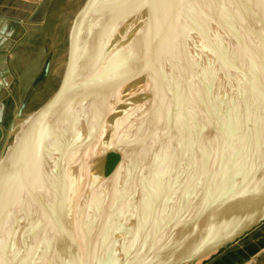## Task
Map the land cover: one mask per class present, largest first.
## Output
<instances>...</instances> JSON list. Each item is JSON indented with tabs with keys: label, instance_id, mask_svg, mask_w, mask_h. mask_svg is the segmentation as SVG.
I'll list each match as a JSON object with an SVG mask.
<instances>
[{
	"label": "water",
	"instance_id": "water-1",
	"mask_svg": "<svg viewBox=\"0 0 264 264\" xmlns=\"http://www.w3.org/2000/svg\"><path fill=\"white\" fill-rule=\"evenodd\" d=\"M154 3L155 0H81L62 43L64 58L55 86L44 100L24 117L22 114L29 98L19 108L16 116L20 121L11 126V140L0 154V233L6 226L13 228L14 231H10V234L17 239L19 255L28 259H19V264H191L206 259L223 247L240 240L264 222V80L257 72L260 68L256 66L255 44L248 42L245 34L240 40L242 44L249 46L250 43L252 46L249 56L254 66L248 65L244 74L249 84L248 92L256 100L261 132L257 144L252 145L250 151L253 161L249 172L235 190L215 196L203 194L175 219L169 220L166 219L162 204L165 195H155L151 201L157 210L156 215L149 217V220L148 217L143 219L146 221L138 229V237L134 241L118 237L117 249L113 247L112 241L121 231L122 223H119L118 218L127 214L122 213V210L118 213L121 215L117 217L111 213L112 208H109L103 221H97L93 213L86 221L82 220L78 224L80 217L70 220L58 215L54 219L55 222H52L53 229L49 237L44 234L46 229L40 228L42 226L38 227L37 223L32 226V219H28L27 228L24 219H21L24 223L20 221L21 215L24 216L20 202L25 182L37 187L35 177L33 178L34 166H42L45 152L51 155L54 150L58 157L54 147H47V141L52 140L54 145L59 143L61 147L59 137L68 134V130L62 132L60 129L61 115L68 117L69 112L82 100L109 83L105 80L109 74L111 76L114 73L112 80L117 70H121V63L129 57L125 58V53L118 59L108 57L112 47L117 49V45L122 44L126 48L133 43L131 55L135 50L139 51L142 44L147 43L153 36L145 34L143 39L134 43L133 36L125 38L122 35V38H125L122 39L121 33L125 30L127 34L132 30L143 10H150ZM128 23L129 26H126ZM110 40L111 50L106 54V49L102 47L109 44ZM126 49L129 51V48ZM261 58L264 59V56L261 55ZM50 70L49 60L40 76L42 82L48 77ZM44 83L38 84L36 90H40ZM109 153L119 156L117 165L108 176L111 177L116 173L118 166L123 165L124 160L120 150L111 145L103 151L101 158H105ZM62 154H66L65 150ZM58 159L51 162L55 169L58 168ZM207 185L206 177L204 188H207ZM62 186L61 179V182L58 181V189L61 190ZM56 196H59L58 193ZM59 201L67 202L66 199L55 197L53 205L59 204ZM122 203L125 202L122 200ZM12 206L14 211L9 221ZM220 212L223 215L220 216ZM207 214H211L212 219L208 220L210 215ZM21 228H26L28 232L20 234ZM38 229L39 235L36 234ZM27 233L31 246L24 242L23 235Z\"/></svg>",
	"mask_w": 264,
	"mask_h": 264
},
{
	"label": "rangeland",
	"instance_id": "rangeland-1",
	"mask_svg": "<svg viewBox=\"0 0 264 264\" xmlns=\"http://www.w3.org/2000/svg\"><path fill=\"white\" fill-rule=\"evenodd\" d=\"M183 1L184 2L181 3L180 0H155V10L154 7H150L148 11L147 8H145L142 15L139 16V19L135 21V25H133L132 30H130L131 32L129 31L126 34L124 30L121 33L125 38L127 36H133L135 38L137 34V38L139 35H142L141 39H143L145 34L153 35L148 39L147 43L144 42L141 47L139 46L141 48L139 51L135 50L131 55L130 53L132 50L126 52L125 54H127V56L125 58H129L126 59L123 64L136 68L140 66L139 69H144L145 66L149 67V72L151 74L155 73L159 84L165 81L164 77L166 74L174 75L172 77V82H169V80L165 82L167 87H165L166 92L163 90L158 94V107L160 108V112H157L155 117L156 124L154 134L157 137H163L165 142H170V131L177 130V127H179L178 129H185L182 150L187 152V149H189L193 152V156L184 155V158L182 156L183 161L182 159L178 161L177 156L179 153H174L173 155L176 157L172 162V169L168 171V175H164L160 180L161 189H159V193L156 194L163 195L167 193L165 194L166 202L171 201V205L169 203L167 207L168 211L165 208L167 220L175 219L188 205H190V203L200 199L203 194L205 196L227 194L241 185L252 165L253 157L250 158L252 145L257 144L259 132H261L259 115L256 110V100L253 96L251 97L248 92L249 84L246 78L247 76L245 77L244 74L249 64L246 66L245 63H239L238 55L240 54L238 48L237 50L234 49V54L226 37L220 32V26L229 28L230 25L225 22L221 11L218 10L216 16H218L219 19H214L212 16L214 21H211V23L214 22V32H210L206 35L204 33L205 28L200 26L195 20H192L193 16L186 10L187 7L192 6L188 4L190 0ZM200 1L201 0H195L194 2L197 8H199L195 17H199V19L202 20L204 15L208 13V8L212 5V0H205V2L207 1V8L203 9L199 6ZM238 1L243 4L248 3V0ZM80 2L81 0H52L53 5H55L54 8L49 11L50 14L47 15L42 26L38 24V29L40 31L37 35L39 39L35 43L43 46V40H46L48 47L45 61L50 60L51 68L48 77H45L43 82L40 80V76L44 69L45 61H43L42 56L37 57L32 55L37 48L30 49L29 53H25V57L20 58V60H24V63L19 66V71L15 74L14 101L16 103L11 105L12 112L10 111L8 113L6 126L0 128V154L11 140V126L20 121V118H17L16 115L22 103L27 102L29 98L26 110H24L22 114V117H24L35 108L38 103L44 100L46 95L49 94L55 86L64 58V45L63 47L61 46L62 48L60 51L58 48H55L53 46L55 44L57 45L55 38L59 36L61 38L60 42L63 43L68 25ZM207 15L210 17L209 13ZM189 16H191L192 21L189 20ZM229 18L230 20H234L233 17ZM60 20H64L65 22H62L61 26H58ZM144 21H148L145 25L150 23V29H148L149 26L145 27L147 29L143 27ZM156 21L158 27H154ZM236 26L237 25L231 26L230 28L234 33L236 31L238 34L240 29ZM54 28L60 30L52 32ZM19 29L22 31V28ZM53 33H55V35L48 41L49 35ZM182 34L194 38L195 44H193V42L187 44L188 41L185 40L183 42H177L179 39H183L184 36ZM239 34L241 35L240 32ZM31 37L33 38V36ZM171 45H174V48H170ZM197 45L201 47V51H203V55H205V62H203L201 67L199 66V73L194 68L197 61L196 55H198L197 52H194ZM248 47L253 49L252 46ZM262 49L264 50V47ZM114 55L112 57H114ZM122 55H124V53H121V56ZM169 55L171 59H167L166 62L165 57ZM192 59L194 60V64ZM251 59L252 58H250V64L254 66ZM157 62H159L160 67ZM191 68H193L194 71H192ZM165 71L168 72L165 73ZM262 71L264 70L261 68L257 71L260 77L262 76L261 79L264 78V73ZM159 74L161 77L162 75L164 77H158ZM209 75H211L210 79L208 77ZM257 78L259 79V77ZM41 83H44V85L42 84V86H40L38 92L36 87ZM112 83L113 81H111V86ZM130 89L132 90L127 91L123 89L121 90L122 93L120 91L119 94L115 96V99L111 101L112 104L111 107H109L108 115H111V111L113 115L121 102L123 107L119 109V115L117 117L121 119V112H123L125 116H132V114L136 113L138 108L132 105L133 112H130V106L128 104L132 102L133 98L135 101L138 94L133 90H137L138 88L132 87ZM189 110L191 113H189ZM130 129L131 127L126 128V131H123L122 134L115 137L112 136L109 141H116L119 136L122 137L128 132L130 133ZM89 135H85L86 141L92 143L94 140ZM156 140L159 143V139ZM145 147L146 146L143 147L144 150L146 149ZM140 157L141 155L137 156L136 160L140 159ZM118 160L119 156L117 154L109 153L102 161H99L97 166L91 171V174L97 179L108 178L117 165ZM129 160L130 158L119 175L114 176V178L106 182L105 189L108 195L113 192L115 184L127 168ZM148 177H146V175L144 176L145 180L142 184L144 183V187L149 184L151 187L148 189H154L155 185L153 182L151 183L150 178V181H148ZM206 177L208 179V185L207 188H204V180ZM144 178H142V180ZM144 187L141 186V191L144 190ZM148 189H146L147 192L145 190L140 194L141 198L144 200V204L141 206H146L145 210H142L140 207V201H138L141 199L140 197L137 199L133 198L132 200V196L135 195L136 189L130 193L132 196L126 204L127 214L125 215V220H123L125 223L119 232L121 237L134 241L138 237V229H140L146 221L143 219L148 217L147 220H149V217L151 218L156 215L157 210L155 205L151 203V199L147 197L149 194ZM227 214L229 213H225V215ZM219 215L221 216L223 213L220 212ZM207 216H209L208 220L212 217L211 214H207ZM131 245H133V243H131ZM118 252L120 253V249H118ZM0 264H2V262Z\"/></svg>",
	"mask_w": 264,
	"mask_h": 264
},
{
	"label": "bare ground",
	"instance_id": "bare-ground-1",
	"mask_svg": "<svg viewBox=\"0 0 264 264\" xmlns=\"http://www.w3.org/2000/svg\"><path fill=\"white\" fill-rule=\"evenodd\" d=\"M180 2L183 3L184 1L180 0ZM194 2L195 0H190V3L188 2V4L189 6L192 5L191 6L192 8L187 7L186 10L191 16H193L192 20H195L197 23H199L200 26L205 28L204 33L206 35H208V33L210 32L211 33L214 32L213 31L214 22L211 23V21H214L212 16L214 17V19L216 18L219 19L218 16H216V13L218 12V10H220L222 16L225 19V22L228 23L230 27L237 25L236 27L240 29L239 32L241 33V35L239 34V32L238 35L237 32L235 31L234 33V31L230 27L229 29L220 26L221 28L220 32H222L223 36L226 37V40L229 42L231 49H233L234 54H235L234 49L237 50L238 48V52L240 54L238 55L239 63L240 64L245 63L246 66L248 64L250 65L251 56H248V54L250 55L252 49L242 44L240 40L245 34V37L247 38L248 42L252 41V43L255 44L254 45L255 53L254 52L253 53L255 54L256 66H259V68L264 70V59L261 58V55L262 57L264 56V50L262 49L264 47V0H248V3L246 4L240 3L238 0H212V5L210 8H208V13L210 17L207 15L208 13H206L202 20H200L199 17L198 18L195 17L196 12L199 10V8H197ZM206 2L205 0H201L199 2V6L201 9L207 8ZM152 7H154L155 10V6ZM228 15L229 17H233L234 20H230ZM191 16H189L190 21H192ZM147 22L144 21L143 27L145 28L149 26L148 29H150L151 28L150 23L145 25ZM157 24L158 23L156 21L154 23V27H158ZM126 26H129V23ZM182 35L184 36L183 39H179L177 42H183L185 40L188 41L187 44L189 42H193V44H195L194 38H191V36L188 35H184V34ZM137 36L138 35L136 34L134 38L135 43L141 39L142 35H139L138 38ZM121 38H122V34H121ZM109 42H110L109 44H106L105 46L102 47V49L103 48L106 49V54L107 53L109 54V51L111 50L110 45H112V42L111 40ZM198 45L196 46V49L194 51L198 53V55H196L197 61L194 68L199 73L200 72L199 66L201 67L203 65V62H205L204 61L205 55H203L204 52L201 51V47ZM122 46H123L122 44L121 46L117 45L116 47L117 49L112 47V50L108 55V57L111 56L112 58V56L115 54L113 58L118 59L119 56H121V53H126V51L128 50L126 48H129V51H131L132 48L134 47L133 43L131 45L129 44L126 48ZM249 46H251L250 43ZM170 48H174V45H171ZM96 56L98 58V55ZM169 57L170 55L168 57H165L166 62L167 59L168 60L171 59ZM157 63L159 64V62ZM193 64H194V60H193ZM125 65L126 64L121 63L120 66L121 70L119 71L117 70L113 79L111 80V77L114 75V73H112L111 76L109 74L105 79L108 80L109 83L104 88L99 87L100 92L99 90L95 91V93L92 96L82 100L78 106H76L75 108H73L71 112H69V114L67 115L68 117H65V114L64 116L63 114L61 115V119L59 122L61 127L60 129L62 130V132L63 130L65 131L68 130L67 132L68 134L65 133L63 137L58 136L59 137L58 141L62 144V146L60 147L59 143L54 145V143L51 142L52 140L47 141V147L48 146L54 147L58 152V157L56 156L54 150L51 151L52 156L45 152L44 157H42V163H43L42 166L40 167L39 165H36L34 166V170H33V178L35 177L34 181L37 184V187H35L34 185L31 186L28 185L29 182L27 183V181L25 182L24 185V191H23L24 194L22 195L20 202L21 204L20 207L23 208L24 210L23 212L24 216L21 215L20 221L23 222V220L21 219H24V222L26 223L25 226L26 228L28 227V222L31 221L32 219L31 222L32 226L33 224L36 223L38 227L42 226L40 228H45L46 230L44 234H46V237H49L51 236V232L53 229L52 222L53 223L55 222L54 219L58 215L61 218H66V219L68 218L70 220H75L76 218L80 217L79 218L80 220L77 221L78 224L82 220L86 221L87 217H89L93 213L97 217L96 219L97 221L98 220L103 221L104 218L107 216V212L109 208H112L111 213L113 215L119 217L121 214L118 213L121 212V208L123 205L125 206L122 208V213L126 214L127 213L126 204L132 196L130 195V193L136 189L135 190L136 193L134 196H132V200L133 198L135 199H137L138 197L141 198L140 194L149 187H151V185L149 184L146 185L145 187H144V183L142 184V182L145 180L144 178L145 175L146 177L149 176L148 181H150L151 179V183L153 182V184L155 185L154 189L152 188L148 189L149 194L147 195V197L148 199L152 200L155 197V195H157L156 193H159V189H161V183H160L161 178L164 175H168V171L172 169V162L176 157L173 154L179 153L177 156L178 161H181L182 156L184 158V155L193 156V152L191 150L187 149V152H184L182 150L183 148L182 145L184 143L183 141L184 135H182V133H184L185 129H178L179 127H177V130L170 131L169 137L171 138L170 141L171 143L168 141L165 142L163 137L162 138L157 137L154 134L155 133L154 128L156 124L155 117L157 112H160L159 111L160 108L158 107L159 106L158 94H160L161 91L163 90L166 92L165 89L167 87L165 85V82L168 80L169 82H172L173 81L172 77L174 75L172 76L166 74L165 77L163 75L161 77V75L159 74L158 77L159 76L161 78L164 77L165 79V81L162 82V84L161 83L159 84L158 79H156L155 73L151 74L149 72L148 70L149 67L145 66L144 69H139L140 66H137L136 68V67H131L129 65L126 66ZM191 69L192 71H194L193 68ZM166 72L168 71H165V73ZM262 72L264 73V71ZM208 77L210 79L211 75H209ZM111 81H113L112 86H111ZM132 87L138 88L137 90H133L136 91V94H138V96L135 98V101L133 100L134 99L133 98L132 102H130V104L128 105L130 106V112H133L132 105L133 106L135 105L136 108H138L136 113L132 114V116H128V115L125 116L123 112H121V119L117 117L119 115L118 114L119 109L123 107L122 106L123 104L121 102L119 103L116 112L112 115V111H111V115H108L109 107H111L112 104L111 101L115 99V96L119 94V92L123 89H126L127 91H131L132 89L130 88ZM189 113H191L190 110ZM56 125H58V122L56 123ZM129 127H131L130 133L128 132L122 137L119 136V138H117L116 141H109L112 136L115 137L122 134V132L126 131V128ZM55 129L57 130V127ZM175 129H176V125H175ZM85 135L87 136L89 135L94 141L92 143L86 141ZM156 139H159V143L157 142ZM69 142L71 144H69ZM109 145H111L112 147H116L120 150V153H122V158L124 160V163L123 165L120 164L118 166L117 171L113 176L108 178H98V179L96 177L94 178L93 175L91 174V171L95 166H97L99 161H102L104 159L101 158V154ZM144 146H146L145 150L143 148ZM64 150L66 154H62ZM139 155H141L140 159L136 160L137 156ZM53 156H55V158ZM57 158H59L58 159L59 164H58V168L55 169L52 163L53 160ZM129 158L130 160L127 165V168L117 180L113 192L110 195H108L105 189L106 182L108 180H111V178H114V176L119 175L121 173L124 165L126 164ZM39 167L43 169V172H41L42 169L40 170ZM52 172L53 175L50 176ZM40 176L42 177L40 178ZM142 178L144 179L142 180ZM61 179L63 180V186L62 189L60 190L58 189V181L61 182ZM48 183L49 185L47 186ZM141 186L144 187L143 191H141ZM57 193L59 195L58 197L56 196ZM165 194L167 193H164V195ZM55 197L62 200L66 199L67 202L59 201L58 202L59 204L53 205V200ZM159 199L161 200L162 197ZM122 200L123 202H125L122 203L123 205L121 204ZM138 201H140L141 209L145 210L146 206L143 207L141 206L142 204H144L143 198L139 199ZM170 202L171 201L166 202V195H165V199L162 200V204L164 206V209L166 208L167 211H168L167 207ZM13 206L11 208V212H9L10 213L9 221L13 216V211H14ZM28 219L30 220L28 221ZM123 220H125V215L122 217L120 216L118 218V221L120 224L122 223V226L125 223L123 222ZM7 224H9V222ZM26 228L23 229L21 228L20 234L25 233L24 231L28 232ZM10 231L13 232L14 231L13 228L11 229L9 226H6L4 230L0 233V263L2 262V264H19V259L22 260L24 259V257L22 258L21 255H19L20 254L19 247H16L17 239H15L16 237L10 234ZM38 233H39V229L36 234L39 235ZM27 235L29 234L27 233L26 235H23L25 236L24 242L27 243L29 246H31L30 241H28L29 238ZM115 237L116 239L113 240L112 242H113V247L117 249V243H119L118 242L119 240L117 238L121 236L119 235V233H117ZM34 240L33 243H35ZM28 250L30 251L31 249ZM24 260L28 261L27 258Z\"/></svg>",
	"mask_w": 264,
	"mask_h": 264
},
{
	"label": "crops",
	"instance_id": "crops-1",
	"mask_svg": "<svg viewBox=\"0 0 264 264\" xmlns=\"http://www.w3.org/2000/svg\"><path fill=\"white\" fill-rule=\"evenodd\" d=\"M54 6L52 0H0V128L6 126L8 113L12 112L11 105L16 103L15 74L24 63L20 58L25 57L30 49L37 48L32 55L42 56L45 61L48 47L46 40H43V46L35 42L39 39L38 24L42 26ZM62 22L65 21L60 20L58 26ZM58 30L60 29L54 28L52 32ZM53 35L55 33L49 35L48 41ZM55 41L57 45L53 46L60 51L61 38L56 36ZM194 264H264V222L240 240Z\"/></svg>",
	"mask_w": 264,
	"mask_h": 264
}]
</instances>
